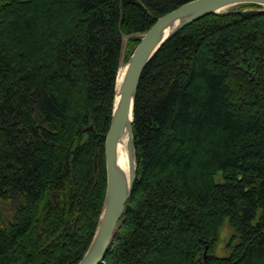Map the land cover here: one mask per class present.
Returning <instances> with one entry per match:
<instances>
[{"label": "trees", "instance_id": "obj_1", "mask_svg": "<svg viewBox=\"0 0 264 264\" xmlns=\"http://www.w3.org/2000/svg\"><path fill=\"white\" fill-rule=\"evenodd\" d=\"M188 1L0 0V264L83 257L106 193L124 36L127 60ZM133 129L137 179L103 264H264L260 5L168 40L143 73Z\"/></svg>", "mask_w": 264, "mask_h": 264}, {"label": "water", "instance_id": "obj_2", "mask_svg": "<svg viewBox=\"0 0 264 264\" xmlns=\"http://www.w3.org/2000/svg\"><path fill=\"white\" fill-rule=\"evenodd\" d=\"M240 3L261 5L260 11L264 12V0H190L157 17L125 62L122 76L119 68L111 124L105 144L106 193L93 238L77 264H103L124 222L122 216L127 210V202L132 196L138 174L133 129L134 107L146 67L165 43L185 26L206 15L227 11V8ZM123 141L128 156L126 169L119 163ZM97 160L98 157L96 165Z\"/></svg>", "mask_w": 264, "mask_h": 264}, {"label": "rangeland", "instance_id": "obj_3", "mask_svg": "<svg viewBox=\"0 0 264 264\" xmlns=\"http://www.w3.org/2000/svg\"><path fill=\"white\" fill-rule=\"evenodd\" d=\"M241 4V3H240ZM240 4H236V5H234V6H231V7H229V8H227L226 10H229V9H232V8H237V7H239L240 6ZM177 8V7H176ZM142 36V35H141ZM128 40H129V36H124V39H123V42H124V46H123V49H122V53H124L123 54V56H122V61L120 62V67H122V65H125V62L128 60H125V51H128L127 49V45H128ZM136 47V46H135ZM134 49H132V51H133ZM130 57V56H129ZM128 57V58H129ZM231 232H232V230H231V228L229 227V225H226L224 228H223V230H222V240H221V243H220V246L218 247V249H217V251H216V253H218L219 255H223V254H225V253H227L226 251H225V244L228 242V239H229V237H230V235H231Z\"/></svg>", "mask_w": 264, "mask_h": 264}, {"label": "bare ground", "instance_id": "obj_4", "mask_svg": "<svg viewBox=\"0 0 264 264\" xmlns=\"http://www.w3.org/2000/svg\"><path fill=\"white\" fill-rule=\"evenodd\" d=\"M261 8V5H260ZM143 35V34H142ZM142 37V36H141ZM124 66L122 65L120 69V76L123 75L124 72ZM124 142V141H123ZM120 145V151H119V163L126 169L128 167V156L126 151L125 142Z\"/></svg>", "mask_w": 264, "mask_h": 264}]
</instances>
